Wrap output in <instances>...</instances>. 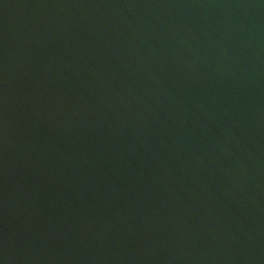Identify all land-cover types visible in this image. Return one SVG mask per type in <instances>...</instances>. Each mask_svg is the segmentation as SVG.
Listing matches in <instances>:
<instances>
[{
	"label": "water",
	"instance_id": "obj_1",
	"mask_svg": "<svg viewBox=\"0 0 264 264\" xmlns=\"http://www.w3.org/2000/svg\"><path fill=\"white\" fill-rule=\"evenodd\" d=\"M0 264H264V0H0Z\"/></svg>",
	"mask_w": 264,
	"mask_h": 264
}]
</instances>
